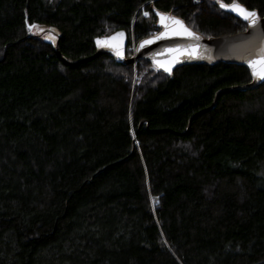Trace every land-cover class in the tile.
I'll return each mask as SVG.
<instances>
[{"label":"trees","instance_id":"obj_1","mask_svg":"<svg viewBox=\"0 0 264 264\" xmlns=\"http://www.w3.org/2000/svg\"><path fill=\"white\" fill-rule=\"evenodd\" d=\"M216 1L233 0H0V264H264V84L222 93L187 134L147 129L183 131L248 69L69 66L25 22L78 58L97 35L155 33L151 4L204 36L245 29Z\"/></svg>","mask_w":264,"mask_h":264},{"label":"water","instance_id":"obj_2","mask_svg":"<svg viewBox=\"0 0 264 264\" xmlns=\"http://www.w3.org/2000/svg\"><path fill=\"white\" fill-rule=\"evenodd\" d=\"M221 3L226 4V5H231L233 1L231 2L216 1V4L221 10L235 16L236 18L244 22L246 24L245 29L241 31L233 32V33H221L219 35L204 36L200 34L199 32L195 31L194 29H192L190 26H188L186 22L180 16L174 14L171 10L162 11V10H159L153 7V5L151 4L150 10L153 12L155 16V22H153L152 25H155L158 28V30L153 34L142 37L138 41H136L134 51L131 56H127L126 54L128 34L126 30L123 28L116 29L114 31H111L108 34L94 36L92 38V42L94 46L93 52L91 54L81 56L78 58L65 57L59 51L58 39H59L60 33L55 29L48 28L46 26L41 25L42 32H45L46 30H48V31H51L52 33V36H48V35L42 36V41L50 44L52 48L54 49L57 57L69 66H75L81 62L89 61L91 59H94L100 54L108 55L112 57L116 63H120V64L131 63V62H134L136 59H144L148 61L154 69L161 71L167 75L172 74L173 70L176 69L177 67L188 65V64H205L208 66H213V65L219 64L220 62H225V63H234V64L245 66L249 71L250 80L247 82H243V83L231 84V85L217 88L214 91L212 101L208 106L203 107L199 110H196L195 112L190 114L186 122V127L183 131L178 132L172 128H166V127L148 128V123H146L147 129H152V130L169 129L175 133L184 135V134H187L189 131L190 121L196 115H199L202 112L213 109L217 103V99L219 95H221L222 93L253 89V88H257L261 84H264V80L255 79L253 77V69L250 67V64H249V61L257 59L258 54L261 52V50H264V14L260 15L256 9L248 8L242 3L238 2L240 5L246 7L247 10L255 11L257 13V16L260 18L256 25H251L249 21L243 19V17L239 15L237 12L231 11L228 8H222L220 6ZM161 14L165 16H169V17H174L175 19L182 21L183 26L187 28L189 31H191L192 33H194L195 37H198V39H195L188 35H173L172 34L173 29L182 31L180 25L173 24L171 20H167L165 21V23L162 24L160 22ZM25 22H26L27 30H30V25H34V23L29 24L26 21V19H25ZM166 24L168 26L167 30L165 27ZM117 33H123L124 35L123 37H118L114 41L109 40V38L116 36ZM161 33H166V34L161 39H155V37L159 36ZM35 35H38V34H35ZM146 40H152L153 42L150 44H145L143 47H141L142 42ZM97 41H102V42L108 41L111 44L118 45L119 50L121 51V56L116 55V48L104 46L103 44L98 45ZM193 48L195 49V54L190 55L189 53L191 52ZM170 49L173 51H169ZM177 49L179 51H174ZM174 59L176 62L171 64L170 72L165 71L164 68L162 67H158L157 62L167 64L173 61ZM260 67L261 66L258 65L256 70L259 71ZM144 119L146 118L140 119L137 129H136V134L138 132L141 122ZM133 139H132V148H133ZM114 162H111V163H114ZM111 163H108L107 165ZM98 171H96L94 174H96ZM93 175L91 176V180H92ZM88 182H91V181H88ZM152 199H153V204H156L158 202V196L155 195L153 196Z\"/></svg>","mask_w":264,"mask_h":264},{"label":"snow or ice","instance_id":"obj_3","mask_svg":"<svg viewBox=\"0 0 264 264\" xmlns=\"http://www.w3.org/2000/svg\"><path fill=\"white\" fill-rule=\"evenodd\" d=\"M220 6L222 8H228L231 11L237 12L239 15H241L243 17V19L249 21L251 25H256L258 20L260 19L257 16V13L255 11L247 10L246 7L240 5L238 2H236V0H233V3L231 5H226V4L221 3ZM145 15L147 16L148 13H145ZM167 20H171V22L173 24H175V25H180V27L182 29V31H178V30L173 29L172 30V34L173 35H188L190 37L198 39V37H195L194 33H192L191 31H189L187 28H185L183 26L182 21L177 20L174 17H169V16H165V15H162V14L160 15V22L162 24L165 23V21H167ZM34 27H35V25H30V30L32 28H34ZM165 27H166V30H167V27H168L167 24L165 25ZM165 34L166 33H161L159 36L155 37V39H161V38L164 37ZM123 35H124L123 33H117L116 36L109 38V40L114 41L118 37H123ZM49 38H51V37H49ZM152 42H153L152 40H146V41L142 42L141 47H143L145 44H150ZM97 44L98 45L103 44L104 46L116 48V55L117 56H121V51L119 50V46L118 45L111 44L108 41H103V42L102 41H97ZM169 51H173V50L170 49ZM174 51H179V50L177 49V50H174ZM189 54L190 55H194L195 54V49L193 48ZM175 62L176 61L174 59L173 61H171L170 63H167V64H163V63H159V62H157V64H158V67H162V68H164L165 71L170 72L171 71V64H173ZM249 64H250V67L253 69V77L255 79L264 80V50H261V52L258 54V58L257 59L249 61ZM258 65L261 66L259 71L256 70Z\"/></svg>","mask_w":264,"mask_h":264},{"label":"rangeland","instance_id":"obj_4","mask_svg":"<svg viewBox=\"0 0 264 264\" xmlns=\"http://www.w3.org/2000/svg\"><path fill=\"white\" fill-rule=\"evenodd\" d=\"M139 10H140V12L145 11L144 8H143V6H140V7H139ZM28 32H30V33H32V34H38V35H39L40 33H42L40 37H42V36H44V35L52 36L51 31H48V32H42V29L39 28L38 26L32 28L31 30H28ZM135 43H136V42L132 39V43H131V45H129V47L127 48V49L129 50V52H128L127 49H126V54H127L128 56H131V55L133 54V51H134V48H133V47H134Z\"/></svg>","mask_w":264,"mask_h":264},{"label":"built area","instance_id":"obj_5","mask_svg":"<svg viewBox=\"0 0 264 264\" xmlns=\"http://www.w3.org/2000/svg\"><path fill=\"white\" fill-rule=\"evenodd\" d=\"M134 47H135V45H134ZM134 47H133V48H134Z\"/></svg>","mask_w":264,"mask_h":264},{"label":"flooded vegetation","instance_id":"obj_6","mask_svg":"<svg viewBox=\"0 0 264 264\" xmlns=\"http://www.w3.org/2000/svg\"><path fill=\"white\" fill-rule=\"evenodd\" d=\"M155 22V21H154ZM158 30V29H157Z\"/></svg>","mask_w":264,"mask_h":264}]
</instances>
